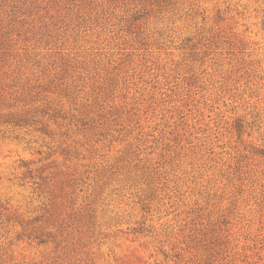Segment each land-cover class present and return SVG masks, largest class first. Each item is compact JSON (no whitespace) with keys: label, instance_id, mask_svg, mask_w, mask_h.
I'll return each instance as SVG.
<instances>
[{"label":"rangeland","instance_id":"1","mask_svg":"<svg viewBox=\"0 0 264 264\" xmlns=\"http://www.w3.org/2000/svg\"><path fill=\"white\" fill-rule=\"evenodd\" d=\"M0 264H264V0H0Z\"/></svg>","mask_w":264,"mask_h":264}]
</instances>
